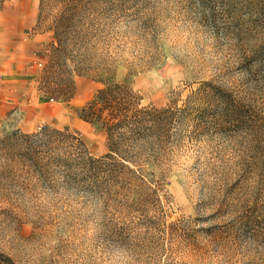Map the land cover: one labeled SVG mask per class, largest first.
I'll return each mask as SVG.
<instances>
[{
    "label": "rangeland",
    "instance_id": "374dc122",
    "mask_svg": "<svg viewBox=\"0 0 264 264\" xmlns=\"http://www.w3.org/2000/svg\"><path fill=\"white\" fill-rule=\"evenodd\" d=\"M106 82L178 112L145 184L52 131L109 153L80 116ZM0 253L264 264V0H0Z\"/></svg>",
    "mask_w": 264,
    "mask_h": 264
},
{
    "label": "trees",
    "instance_id": "16d2710c",
    "mask_svg": "<svg viewBox=\"0 0 264 264\" xmlns=\"http://www.w3.org/2000/svg\"><path fill=\"white\" fill-rule=\"evenodd\" d=\"M75 1L78 3L81 0ZM57 21L59 23L61 18ZM71 91L72 89L67 97H72ZM80 116L84 121L101 125L106 130L110 152L95 160L89 156L84 145L69 133L52 130L71 139L67 146L69 153L76 151L80 160L98 161L105 169L114 165L129 173L131 181L145 184L141 170L147 158L141 153V149L149 145L153 148L163 146L175 124L178 112L167 108L140 106L139 97L128 84L106 82V86L98 91V95L80 109ZM0 264L16 263L9 256L0 253Z\"/></svg>",
    "mask_w": 264,
    "mask_h": 264
}]
</instances>
